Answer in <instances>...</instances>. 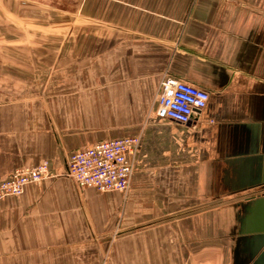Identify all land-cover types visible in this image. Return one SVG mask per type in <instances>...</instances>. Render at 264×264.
<instances>
[{"label": "crops", "instance_id": "crops-1", "mask_svg": "<svg viewBox=\"0 0 264 264\" xmlns=\"http://www.w3.org/2000/svg\"><path fill=\"white\" fill-rule=\"evenodd\" d=\"M87 2L97 30L124 36L112 38L111 75L97 43L95 70L79 69L86 102L149 108L161 77H172L205 91L207 104L186 125L123 116L142 126L128 190L77 188L65 176L68 156L102 134L73 116L67 84L24 97L23 61L38 57L39 37L17 31L32 28L42 2L1 0L0 180L44 161L51 175L0 200V264H224L216 231L230 220L229 264H251L237 245L246 206L234 217L214 207L264 188V0Z\"/></svg>", "mask_w": 264, "mask_h": 264}, {"label": "rangeland", "instance_id": "rangeland-1", "mask_svg": "<svg viewBox=\"0 0 264 264\" xmlns=\"http://www.w3.org/2000/svg\"><path fill=\"white\" fill-rule=\"evenodd\" d=\"M41 2V6H33L34 22L31 23L32 28L30 25L25 26L23 29H18V31L15 30V32L20 31L18 33L20 36L34 37V39L39 37L38 57L35 60L23 61L24 97L29 98L34 95L32 91L34 90L35 93L38 86L42 92L41 87L64 86L67 84L70 90L65 96L75 106L73 116L77 117V119H86L88 128L101 133L102 140L138 137L135 136L134 132L142 126L121 124L122 118L123 116H156L160 84L165 77H161L159 80L156 94L149 97L146 103L150 105L149 108L135 110L115 109L107 106L106 108H96L94 100L88 99L86 102L84 95L80 92L79 69L95 70L97 67V43L98 52H100L98 56L99 63L105 69H108L109 75H111L112 38L118 35L124 36V31L121 30L119 33L118 30L106 26L102 31L97 30L93 23L95 20L94 2L91 4L87 2V5H85L86 0H41ZM96 37L102 38V41H97ZM34 47L36 46L34 45ZM86 48L88 49L89 59L87 62L85 59L83 60L85 57L81 55V52ZM7 63L10 67L15 65L16 62L9 61ZM101 65L100 68H102ZM108 79L110 80V76ZM54 87L52 88L54 89ZM105 104L111 103L105 102ZM259 197H264V188H254L246 193L242 192L240 196L233 197L232 204L216 205L214 210L216 212H221L223 209L230 210L234 217L239 212V203L247 206ZM231 222L234 223L235 221H228L226 227L220 228L219 233L216 231L219 234L217 237L219 241H217L226 249L224 252V264L230 263V250L228 249L229 246L231 249L232 241L227 235V229Z\"/></svg>", "mask_w": 264, "mask_h": 264}, {"label": "built area", "instance_id": "built-area-1", "mask_svg": "<svg viewBox=\"0 0 264 264\" xmlns=\"http://www.w3.org/2000/svg\"><path fill=\"white\" fill-rule=\"evenodd\" d=\"M208 94L190 84L165 77L160 84L156 116L179 125H186L201 112ZM139 145L138 137L99 141L73 151L68 156L65 176L79 189L97 192H126L134 172L133 159ZM51 175L48 162L14 170L0 180V200L18 197L26 186L37 184Z\"/></svg>", "mask_w": 264, "mask_h": 264}, {"label": "water", "instance_id": "water-1", "mask_svg": "<svg viewBox=\"0 0 264 264\" xmlns=\"http://www.w3.org/2000/svg\"><path fill=\"white\" fill-rule=\"evenodd\" d=\"M260 181V176L257 174L253 184H260ZM246 211L248 214L243 222L241 246H238V249L243 247V252H249L251 264H264V197L254 199Z\"/></svg>", "mask_w": 264, "mask_h": 264}, {"label": "flooded vegetation", "instance_id": "flooded-vegetation-1", "mask_svg": "<svg viewBox=\"0 0 264 264\" xmlns=\"http://www.w3.org/2000/svg\"><path fill=\"white\" fill-rule=\"evenodd\" d=\"M248 207H250V205H247L245 208L247 209ZM242 226H243V225H242ZM240 244H241V240H240V241L238 240L237 245H240ZM242 258H243L244 260H246V261H250V262H252V259H251V260L249 259V252L246 253Z\"/></svg>", "mask_w": 264, "mask_h": 264}, {"label": "bare ground", "instance_id": "bare-ground-1", "mask_svg": "<svg viewBox=\"0 0 264 264\" xmlns=\"http://www.w3.org/2000/svg\"><path fill=\"white\" fill-rule=\"evenodd\" d=\"M251 205V204H250Z\"/></svg>", "mask_w": 264, "mask_h": 264}]
</instances>
